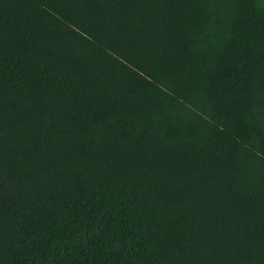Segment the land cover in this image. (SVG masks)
Segmentation results:
<instances>
[{
  "label": "trees",
  "instance_id": "1",
  "mask_svg": "<svg viewBox=\"0 0 264 264\" xmlns=\"http://www.w3.org/2000/svg\"><path fill=\"white\" fill-rule=\"evenodd\" d=\"M0 264H264V0H0Z\"/></svg>",
  "mask_w": 264,
  "mask_h": 264
}]
</instances>
